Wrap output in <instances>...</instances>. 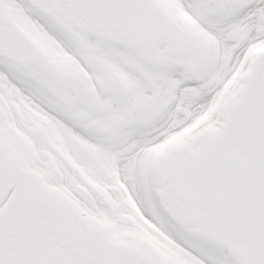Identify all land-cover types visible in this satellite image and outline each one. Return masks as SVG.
<instances>
[{"label":"snow or ice","instance_id":"obj_1","mask_svg":"<svg viewBox=\"0 0 264 264\" xmlns=\"http://www.w3.org/2000/svg\"><path fill=\"white\" fill-rule=\"evenodd\" d=\"M164 3L216 47L207 48L179 18H170ZM17 24L55 41L87 78L59 76ZM77 34L131 86L90 59ZM262 45L264 0H0V264H160L144 245L109 243L79 209L112 219L131 215L192 264H264V52L251 51ZM10 49L33 62H21ZM238 69L244 75L229 84ZM162 94L166 103L154 104ZM205 112L208 120L183 145L154 168H141L144 149ZM33 113L65 136L63 150L34 126ZM211 122L218 131L199 134ZM83 145L115 158L123 188ZM81 169L110 186L107 196ZM161 174L174 177L233 245L178 223L154 190Z\"/></svg>","mask_w":264,"mask_h":264},{"label":"flooded vegetation","instance_id":"obj_2","mask_svg":"<svg viewBox=\"0 0 264 264\" xmlns=\"http://www.w3.org/2000/svg\"><path fill=\"white\" fill-rule=\"evenodd\" d=\"M33 37L37 40V42H35L37 45L36 49L39 53L41 60L44 63H46L50 69L54 70L59 76L66 78V79H73V78L80 79L81 76H83V78H87V74H83L82 70H78V65H75V62L72 60V58L68 56L67 54H65L59 48V45L55 43V41H52L50 38L45 37V36H37V37L33 36ZM84 50H85L86 55L90 59L101 64L103 68L106 70V72L111 75V70H114V69L110 67V63L103 60L99 56L94 57L92 55V53L94 52L92 50V47L86 46ZM19 60L23 63L33 62V58H25V59H19ZM115 76H116L115 78L120 80V82L123 83L125 86H128V87L131 86V81L128 78H126L125 74L122 75V72H120L119 75L115 74ZM165 96L166 94H162L160 97L156 98L153 101V103L154 104L166 103ZM148 99H152V98H148ZM12 106L16 107L17 110L19 111L18 105H12ZM30 119L33 121V124L35 127L43 131L49 137L50 142L53 144V146L57 148L58 151L64 149L65 143H66L65 136L62 135V133L55 127V125H53L50 121H47L44 117H41L35 113H33L30 116ZM97 123L98 122L96 121L92 122L93 125ZM104 126L109 127L110 125L105 124ZM76 142L82 143L78 140ZM83 147L93 156L97 167L99 168L100 166H102L108 173L109 177L115 180V185H119L120 188H123L124 186L120 184L119 179H118V171L115 165V158L110 154L101 152L100 150L96 151L95 147L92 145H83ZM165 148L161 152H158V153L156 152L155 156H153L152 158H150V156L145 152L146 158H148V160L144 164V166L142 162L140 163L141 168L143 169H147L150 167L154 168L157 162L162 157H164L168 151L172 149V147H170V149H165ZM24 170L33 176H39V172L35 169L25 168ZM81 174L85 175V178L88 179V182L92 184L93 188H95L96 191L107 196L108 190L110 187L109 185L104 184L102 181L97 182L94 179H89L88 176L86 175V170L84 171V173H81ZM172 179L173 177L169 174H161L159 179L154 185V190L157 196L160 198L161 204L166 208L168 213L175 219L174 210H175L176 203H175L174 188H173L174 182ZM115 185H113L112 187H115ZM45 188L47 189V191L59 194L60 196L63 197V195L59 193L57 188H54L49 185H45ZM125 195H127L126 191H125ZM111 203L113 204V207L119 206L118 202L112 201ZM126 203L132 204L131 198H129L126 201ZM73 206L78 208V205H75L74 203H73ZM132 207L135 208V205L133 204ZM80 210H84V209H79V211ZM137 215H139V213H137ZM140 219L143 220V217H140ZM123 221H131L132 225H134V227H126L124 223H122V243L123 244L128 245L130 247L136 246L137 244L144 245L147 248L153 250L158 255V257L160 258V264H170L166 262V259L162 255H160L159 252L156 251V249L150 242V238L147 237L144 232L142 233V227L139 221H137L131 215H126L122 213V222ZM145 223L147 222L145 221Z\"/></svg>","mask_w":264,"mask_h":264},{"label":"rangeland","instance_id":"obj_3","mask_svg":"<svg viewBox=\"0 0 264 264\" xmlns=\"http://www.w3.org/2000/svg\"><path fill=\"white\" fill-rule=\"evenodd\" d=\"M161 7L170 18H179L181 23L184 24L185 27H187L193 35H195L200 41H202L207 48L213 49L216 47V42L211 37H208L207 34L202 33L195 25V23L191 21L189 18L183 16V14L174 12L171 6L166 3L162 4ZM20 26L26 32H28V34H31L35 37L42 36L36 33L34 30H30L27 26H22V25ZM80 44L82 47H84V45L85 44L87 45L88 43L86 41H83V43L80 41ZM262 50H264V45L260 47H256L251 51L254 53H260ZM110 67L116 70V71L114 70L112 71L116 72L117 75H119V73L121 72L115 65L110 64ZM123 74L124 73H122V75ZM238 75H244V74L240 73L238 69L237 73L233 75L232 80L229 81V84L236 82ZM209 111H211V109ZM208 116H209V112H205L203 115L199 116L191 125H189L188 128H185L181 132L174 134L173 140L168 142L167 145H165L164 147H161L158 152H161L165 147H167L165 149H170V147H172L173 149L183 145L186 142L185 138L190 137V134L194 128H196L198 125L202 123H205L208 120ZM216 131H218V129L216 128L215 122H211V123H206L205 127L200 130L199 134H204L208 132L214 133ZM97 150L98 149H96V151ZM147 160L148 158L146 157L143 159L142 161L143 166L147 162ZM84 171L85 170L81 169V173H84ZM172 180L174 182L173 188H174V198L176 203L174 210L175 220L178 223H180L182 226H184L188 231L198 232L206 235L202 230L200 224L192 216H190L189 213L185 211V209L182 208L181 193L183 191V188L176 182L174 177ZM86 213L88 216H85V212L82 215V220L84 223H86L89 226L96 227L103 234L104 238L107 241H111L114 243L122 242V213L116 219L109 218L108 216L102 213L100 214H91L88 212ZM141 227H142V233L144 232L146 236L150 238V242L152 243L156 251L159 252L160 255H162L166 259V262L170 264H192V260L186 258L187 254H182L183 252L182 249H179L175 244L172 243L171 240H168L166 237H163L162 234L159 233L155 228H152L151 226L148 225V228H152V231L150 232L148 231V229L144 228L143 225H141ZM153 233L156 234L154 235Z\"/></svg>","mask_w":264,"mask_h":264},{"label":"water","instance_id":"obj_4","mask_svg":"<svg viewBox=\"0 0 264 264\" xmlns=\"http://www.w3.org/2000/svg\"><path fill=\"white\" fill-rule=\"evenodd\" d=\"M17 27V26H16ZM18 28V27H17ZM19 29V28H18ZM20 30V29H19ZM21 31V30H20ZM22 32V31H21ZM24 52L20 51V50H16V49H10V54H12L13 56H18V55H22ZM100 170L103 172V174L105 176H107L105 170L103 168H100ZM108 177V176H107ZM183 200L189 204L192 205L194 207V211L196 213V217L198 219V221L200 222L202 228L204 229L205 233L211 237H214L215 239L219 240L220 242L230 245H233V241L230 240L228 237H226L223 233H221L220 231H218L215 227V225L211 222L209 216L203 212L202 210H200L198 207L194 206L190 201H191V197L189 195H187L186 193L183 194ZM117 246H122V247H126L122 244L117 245Z\"/></svg>","mask_w":264,"mask_h":264},{"label":"bare ground","instance_id":"obj_5","mask_svg":"<svg viewBox=\"0 0 264 264\" xmlns=\"http://www.w3.org/2000/svg\"><path fill=\"white\" fill-rule=\"evenodd\" d=\"M81 39H82V38H81ZM169 138H170V137H169ZM165 142H167V141H163L162 143H160V144H158V145H155V146H152V147H149V148H146V149H148L149 151H152V150H154V149L160 147V146H161L163 143H165ZM146 149H144V151H143V156H142V159H141L140 163L143 161V158L145 157V151H146ZM57 190L59 191V193H61V194L63 195V197H64L65 199H68L67 195L64 193V191H63L62 189L57 188ZM186 208L188 209V212H189V213L193 214V218H194V219L197 218V217H196V213H195V211H194V207H193L192 205H189V204H188V205L186 206ZM80 212H81V213H84V212H85V216H88L85 210H80ZM166 238H167V237H166Z\"/></svg>","mask_w":264,"mask_h":264}]
</instances>
